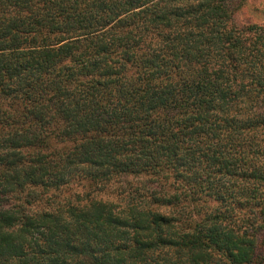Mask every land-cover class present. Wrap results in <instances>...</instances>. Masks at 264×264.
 <instances>
[{
    "label": "trees",
    "instance_id": "1",
    "mask_svg": "<svg viewBox=\"0 0 264 264\" xmlns=\"http://www.w3.org/2000/svg\"><path fill=\"white\" fill-rule=\"evenodd\" d=\"M235 9L0 0V264H258L264 24Z\"/></svg>",
    "mask_w": 264,
    "mask_h": 264
},
{
    "label": "rangeland",
    "instance_id": "2",
    "mask_svg": "<svg viewBox=\"0 0 264 264\" xmlns=\"http://www.w3.org/2000/svg\"><path fill=\"white\" fill-rule=\"evenodd\" d=\"M236 7L233 18V24L238 27L247 26L249 24H264V0H233ZM151 181L147 177L142 179L130 178L127 182L114 185L91 184L89 181H79L69 184L57 191L53 195V201L65 203L67 200L72 202H84L91 198H110L116 200L117 197L134 195L136 189H139L140 195L147 194V188L151 186ZM153 184V183H152ZM197 209L203 208L205 204L198 203ZM214 205L208 203V207ZM257 260L258 264H264V229L259 234Z\"/></svg>",
    "mask_w": 264,
    "mask_h": 264
}]
</instances>
